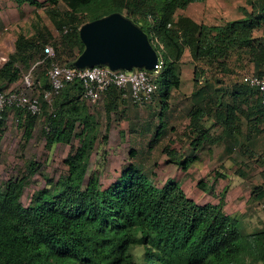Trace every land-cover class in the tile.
Here are the masks:
<instances>
[{
	"label": "trees",
	"instance_id": "16d2710c",
	"mask_svg": "<svg viewBox=\"0 0 264 264\" xmlns=\"http://www.w3.org/2000/svg\"><path fill=\"white\" fill-rule=\"evenodd\" d=\"M205 1L18 0L20 6L29 2L45 8L54 29L35 22L32 35L17 36L14 54L0 68V90L5 83L18 82L24 69L45 59L48 45L54 48V61L71 65L85 49L81 26L121 12L145 30L163 62L159 75L163 76L165 99L158 95L157 77L159 88L154 101L157 95L167 106L173 92L180 89V64L189 50L195 63L194 96L200 103L189 112L195 135L192 150L199 151L208 142L224 137L226 155L239 149L252 159L255 153L251 146L240 144L236 135L243 133V118L247 120V137L264 132L262 101L242 81L233 85L230 101L224 104L219 93L224 81L219 76L237 73L238 56L247 57L253 74L264 76V0H255L246 18L219 25L176 16L178 11ZM255 32H260L258 39ZM44 64L48 67L50 60ZM47 81L43 89H49L48 77ZM83 93L82 83L76 80L51 106L43 103V113L48 110L47 148L79 140V146L64 160L67 172L58 180L47 178L27 206L21 200L27 176L0 183V264H264V230L243 232L238 220L224 212L227 188L218 204L200 205L177 182L168 180L157 187L133 162L110 186L104 187L96 172L88 177L89 161L100 133L98 118L91 113ZM122 100L127 99L117 88L108 91L103 101L108 118ZM9 111L0 121V130ZM13 111L25 128L26 138H31L37 117L23 109ZM208 115L223 125L218 138L203 125ZM160 134L157 132L155 141ZM164 152L171 156L176 150L166 146ZM257 162L262 166L263 184L254 194L257 191L264 197V155ZM35 170V163L31 164L30 176ZM199 187L203 189V181Z\"/></svg>",
	"mask_w": 264,
	"mask_h": 264
},
{
	"label": "rangeland",
	"instance_id": "374dc122",
	"mask_svg": "<svg viewBox=\"0 0 264 264\" xmlns=\"http://www.w3.org/2000/svg\"><path fill=\"white\" fill-rule=\"evenodd\" d=\"M254 2L255 0H207L178 11L176 16L197 19L200 17L203 24L207 22L210 23L207 25H219L246 18L247 13H252ZM20 19L23 21V17ZM43 22L54 29L46 14ZM28 25L25 24V27ZM25 27L24 30L27 31L29 28ZM259 36L260 34L255 32L254 37L258 39ZM159 45L162 48V45ZM161 50V53L165 54L166 51ZM238 57L237 73L228 77L219 76L224 81L221 85L223 89L219 92L223 96L224 104L230 101L233 85L242 82L246 75L253 73V66L247 57ZM41 60L43 59L36 60L30 69H24L18 82L5 83L2 90L22 87L23 76L30 72L35 76L38 74L41 87L47 84L48 67L44 63H39ZM235 63L232 61V64ZM36 65L39 66L36 68ZM180 68L181 87L173 92L167 106L160 103L157 95L154 105L144 108L134 105L131 101L128 106L129 99L125 100V103L122 100L108 118L104 102L96 106L86 102L92 110L91 113H95L98 118L100 133L96 149L89 161L87 176L90 177L96 172L101 184L107 187L118 180L128 163L133 162L157 187L161 188L168 180L177 182L187 195L200 205L218 204L223 191L227 188L224 212L238 220L243 232L264 230V197L257 191L254 194L255 189L263 184L262 166L257 159L264 155V132L255 134L257 137L254 138L258 141L254 147L255 157L252 159L243 156L239 149L234 151L233 157L226 155L224 137L217 139L218 141L208 142L199 151H193L191 142L195 135L191 132L189 112L200 103L197 101L199 97L194 96L197 90L194 82L195 63L189 50L185 52ZM157 77L160 84L158 95L164 100L166 90L163 76ZM47 113L48 110H45L42 116L37 117L36 128L31 138H26L25 128L16 118L17 112L13 110L7 113L4 126L0 130V183L11 178L27 176L28 181L21 199L25 206L30 203L33 193L44 187L47 178L58 180L67 172L64 160L79 146V140L74 139L71 144L60 143L51 149L47 148L45 140ZM246 124L247 120L243 118L242 130L246 128ZM203 125L215 138L224 130L223 125L210 115L204 118ZM159 131L161 134L155 141ZM242 141L246 143L247 139ZM166 146L175 149V154L168 156L164 152ZM133 150L135 152L131 156L130 152ZM164 156L169 161L167 164L159 165L158 160ZM185 161L188 162L184 164ZM34 163L36 170L34 175L30 176V165ZM173 165L174 167L169 168ZM190 166L193 169L191 173H187ZM200 181L204 182L203 189L199 187Z\"/></svg>",
	"mask_w": 264,
	"mask_h": 264
},
{
	"label": "built area",
	"instance_id": "2783aa9c",
	"mask_svg": "<svg viewBox=\"0 0 264 264\" xmlns=\"http://www.w3.org/2000/svg\"><path fill=\"white\" fill-rule=\"evenodd\" d=\"M54 57V48L48 45L45 49V59L39 62L50 60L46 73L49 89H43L40 81H37L33 72H30L24 76L22 87L0 90V121L7 110L23 109L33 116H42L43 103L51 106L65 87L76 80L83 85L84 99L93 106L102 103L112 87L117 88L124 98L140 108L148 107L155 102L154 94L159 88L156 79L163 65L160 59V64L153 74L145 69H134L130 72L112 71L108 67L100 66L80 70L58 63L54 61ZM243 81L256 92L264 107V76L251 73L246 75Z\"/></svg>",
	"mask_w": 264,
	"mask_h": 264
},
{
	"label": "water",
	"instance_id": "95a60500",
	"mask_svg": "<svg viewBox=\"0 0 264 264\" xmlns=\"http://www.w3.org/2000/svg\"><path fill=\"white\" fill-rule=\"evenodd\" d=\"M85 49L71 67L84 70L96 66L112 71L157 70L159 55L145 30L121 12H113L80 28Z\"/></svg>",
	"mask_w": 264,
	"mask_h": 264
},
{
	"label": "crops",
	"instance_id": "0c3cea01",
	"mask_svg": "<svg viewBox=\"0 0 264 264\" xmlns=\"http://www.w3.org/2000/svg\"><path fill=\"white\" fill-rule=\"evenodd\" d=\"M38 1L43 2L45 0H38ZM44 9L45 8H37L35 5H31L29 2H26L20 6L18 0H0V66H2L3 63L6 62L7 59H9L12 54H14L15 41L20 33H24L30 36L34 33L33 24L35 22H39L42 25L44 24L43 22V18L45 16ZM20 17H23V21H21ZM199 18L198 19L192 18V19L198 23H202ZM204 23L210 24L207 22ZM25 24H29V25L25 27ZM24 27L25 29L26 28L29 29H27L26 31L24 30ZM258 34H260V32H258ZM128 102H129L128 103L129 106L130 100ZM152 114H154V112H152ZM245 129H247V124ZM245 129L243 128V133L241 135L239 134L236 135L237 139L239 140L240 144L243 142L242 140L247 139L246 145L251 146L250 149L254 152V147L257 145L258 140L254 138L256 136L255 134H251L250 137H247L246 136L247 131H244ZM224 148H225V144H224ZM228 156L233 157L234 154ZM168 161L169 160H167L164 156L160 160H158L157 163L159 165H163V164H167ZM172 167H174V165L169 168ZM175 167L177 168L178 165L176 164ZM192 169L193 167L190 166L187 173L188 172L191 173Z\"/></svg>",
	"mask_w": 264,
	"mask_h": 264
},
{
	"label": "clouds",
	"instance_id": "9594fccd",
	"mask_svg": "<svg viewBox=\"0 0 264 264\" xmlns=\"http://www.w3.org/2000/svg\"><path fill=\"white\" fill-rule=\"evenodd\" d=\"M139 247L142 249L143 246L141 245V246H139Z\"/></svg>",
	"mask_w": 264,
	"mask_h": 264
}]
</instances>
